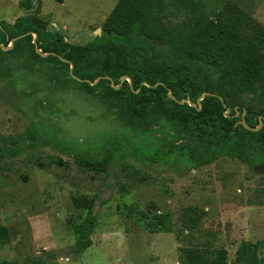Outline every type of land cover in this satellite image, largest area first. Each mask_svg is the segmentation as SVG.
Returning <instances> with one entry per match:
<instances>
[{"label":"rangeland","instance_id":"374dc122","mask_svg":"<svg viewBox=\"0 0 264 264\" xmlns=\"http://www.w3.org/2000/svg\"><path fill=\"white\" fill-rule=\"evenodd\" d=\"M20 1L0 0V22L36 15L68 43L85 45L117 0H32L30 9ZM218 13L243 18L248 31L264 29V0H165L157 24L173 32L189 18ZM152 45L160 56L172 54L163 41ZM35 53L40 57L20 52L0 61V142L19 147L0 148V224L10 232L0 260L178 264L179 247L207 245L225 249L228 264H246L236 249L248 241L261 243L264 264V166L227 156L193 168L145 160L146 146L175 139L170 131L154 125L143 132L115 99L85 93ZM239 101L264 113L259 90ZM108 140L123 152L124 165L113 159L103 173L75 162L77 148L101 155ZM82 197L94 199L95 223L90 245L77 253L74 225L87 215L76 204Z\"/></svg>","mask_w":264,"mask_h":264},{"label":"trees","instance_id":"16d2710c","mask_svg":"<svg viewBox=\"0 0 264 264\" xmlns=\"http://www.w3.org/2000/svg\"><path fill=\"white\" fill-rule=\"evenodd\" d=\"M164 1L118 0L100 35L85 45L68 43L61 34L47 30L45 20L36 15H21L12 23L1 21L0 44L8 46L13 38L21 37L7 50L0 47V61L20 52L40 57L37 48L46 54L41 59L64 72L68 82L85 93L99 91L102 97L115 99L132 121L143 123V132L154 125L163 128L160 131H170L175 139H160L146 146L145 160L177 161L193 168L227 156L249 166H264V113L239 101L256 90L264 96V29L258 26L248 31L243 18L218 13L214 18L205 14L189 18L182 27L168 32L157 24ZM19 6L30 9L32 0L20 1ZM157 40L171 50L169 57L153 49ZM240 120L250 128L261 121L262 127L253 131L237 123ZM3 146L12 152L19 148L16 141L2 139L0 148ZM115 146V141L108 140L101 155L85 154L77 148L74 160L88 170L106 173L113 159L124 165V154ZM80 199L76 204L87 210V215L74 225L73 249L77 253L90 245L95 223L90 213L94 199ZM9 241L8 228L0 224V243ZM260 246V242L242 241L236 260L259 264ZM0 264L15 262L3 259ZM178 264H228L227 253L207 245L182 246Z\"/></svg>","mask_w":264,"mask_h":264},{"label":"water","instance_id":"95a60500","mask_svg":"<svg viewBox=\"0 0 264 264\" xmlns=\"http://www.w3.org/2000/svg\"><path fill=\"white\" fill-rule=\"evenodd\" d=\"M100 33H101V29L98 31V35H100ZM33 36H34V38H33V41H32V42H35V34H33ZM19 37H21V36H18V37L13 38V39L10 41V44H9L8 46H3V45H1L0 47L4 48L5 50L11 48V46H12V44H13V41H14L15 39L19 38ZM35 51H40V50L36 48ZM40 53H41V51H40ZM41 55L46 56V54H44V53H41ZM71 70H72V65H70V73H71ZM72 77H73V78H76L75 76H72ZM124 78H127V77H122L121 80H123ZM76 79H77V78H76ZM127 79L129 80V78H127ZM77 80H79V79H77ZM97 80H98V78H97L92 84H94ZM79 81H80V80H79ZM129 82H130V80H129ZM113 87L118 88V86H113ZM169 96H171V95H170V92H169ZM199 100H200V99H199ZM180 103H183V101H181ZM188 103H189L190 105L194 106L190 101H188ZM226 112H228V111H226ZM236 115H237V113H236ZM237 123H241L244 127L248 128V129H250V130H253V131H255V130H259V128H258L257 126L254 127V128H250V127H248V126L245 124L244 120L237 121ZM259 124L262 125V122L260 121Z\"/></svg>","mask_w":264,"mask_h":264},{"label":"crops","instance_id":"0c3cea01","mask_svg":"<svg viewBox=\"0 0 264 264\" xmlns=\"http://www.w3.org/2000/svg\"><path fill=\"white\" fill-rule=\"evenodd\" d=\"M64 1H65V0H64ZM117 1H118V0H117ZM117 1H116V2H117ZM115 4H116V3H115Z\"/></svg>","mask_w":264,"mask_h":264}]
</instances>
